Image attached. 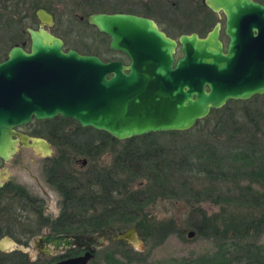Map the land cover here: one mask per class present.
<instances>
[{
    "label": "water",
    "instance_id": "water-1",
    "mask_svg": "<svg viewBox=\"0 0 264 264\" xmlns=\"http://www.w3.org/2000/svg\"><path fill=\"white\" fill-rule=\"evenodd\" d=\"M204 2L210 10L225 14L229 37L225 49L219 21L204 37L193 32L175 40L148 17L125 12L87 15L89 24L109 36L108 48L127 56L126 65L63 49V40L44 28L53 24L52 14L37 9L39 27L25 29L29 50L15 44L0 61V158L8 161L15 154L14 128L32 117L72 118L82 127L124 140L151 132L188 130L228 100L264 94V4L253 0ZM178 43L182 55L175 58ZM28 145L42 155L51 153L43 139H33ZM2 177L0 170V186ZM194 234L190 230L187 236ZM114 239L142 247L135 226ZM105 242L102 233L46 232L32 238L31 245L45 255L82 247L83 254L55 264H87ZM13 250L26 251L10 236H2L0 251Z\"/></svg>",
    "mask_w": 264,
    "mask_h": 264
},
{
    "label": "rangeland",
    "instance_id": "rangeland-1",
    "mask_svg": "<svg viewBox=\"0 0 264 264\" xmlns=\"http://www.w3.org/2000/svg\"><path fill=\"white\" fill-rule=\"evenodd\" d=\"M142 1L147 3V8L136 3L137 0H9L10 4L18 2V5L0 7V61L6 58L8 50L15 44L29 50L30 39L25 29L39 27V19L35 14L39 8L52 14L53 24L51 27L45 25L44 28L63 40V49H74L83 55L97 54L105 60L110 59L111 55L107 45L110 38L86 22L87 15L90 13H128L131 9H133L131 11L139 10L145 16L154 19L174 39H177L180 34L191 32L204 37L215 22H220L216 13L209 10L202 0ZM13 13L18 16L17 20L13 17ZM221 37L224 38L222 35ZM219 109L221 110L209 112L201 119L206 122L204 135L214 130L213 126H216L212 135L218 141L217 153H221L217 156V160L208 163L200 154L199 149L190 150L188 141L192 142L193 138L182 140L181 137L175 145L188 150L187 169L182 173L169 175L163 198L158 197L154 200L155 202L145 207V211L155 218L153 221L160 222L157 230H152L150 233L145 223L143 238H140L141 248L131 244H120L121 241L114 239L116 234H119L118 232L114 234L104 232L106 240L104 246L87 264H254L249 260L253 254L238 250L235 244L237 240L233 237H228L221 242L218 238L196 235L195 231L192 237L187 236L188 231L193 230L192 224L198 223L202 231H206V225L202 224L203 215L216 220L223 216L224 212L227 214L245 212L240 208H245L250 198L234 188L237 182L241 186L253 183L251 186L259 192V196L264 194V184L261 186L257 182L264 183V174L253 176V173L259 171L260 168L264 171V94L255 95L247 100H228L216 110ZM232 119H234V125L231 124ZM47 120L50 119L39 122V134L49 139L50 148L57 156L58 147L54 140L61 128L58 127L59 124ZM219 124L222 126L219 127ZM67 125L69 129L74 126V123L68 121ZM53 126L55 128L51 129ZM199 130V128L195 129L197 132ZM250 143V147H255L254 152L253 148L250 150L245 148ZM122 145L124 142L118 145V149ZM68 153L69 167L67 165L65 168L74 167L81 171L82 176L76 180L80 183V179H83L95 166L93 161L87 157L72 151ZM113 157V152L106 151L100 156L99 164H111ZM74 159H85L88 162L83 168L79 163L74 162ZM248 159L252 160L253 165L246 166L249 164ZM45 163L44 158H37L31 150L19 147V150L8 161L0 159V170L4 177H8V180L25 186L30 191V186H35V180L31 174L38 176L42 186L47 187L45 178L42 176ZM120 178L125 180L126 177L121 175ZM148 180L145 174H137L128 182L133 188L141 189L149 182ZM188 191L196 192L199 196L190 197ZM49 194L50 197L45 196L41 212L43 215L47 214L49 219H55V216L61 212V197L52 191H49ZM28 202L22 195L12 200L0 201V227L3 228L2 230L9 231L8 236L13 235L10 237L17 246L22 245L26 250L25 252L13 250L8 251L9 253L14 251L23 253L28 258V264H55L62 258L83 254L73 247L68 249L65 247L63 251L53 255H45L35 250L31 245L32 238L45 225L40 224L39 212L33 211L32 205L27 206L32 204ZM21 207L27 210H22ZM170 221L174 222V230H171ZM83 227H76L73 232L83 235L95 233H84ZM252 232L253 236L250 239L255 242L253 252L261 258L260 262L263 263L264 218ZM127 256L130 263L126 260ZM15 262L12 261L13 264H17Z\"/></svg>",
    "mask_w": 264,
    "mask_h": 264
},
{
    "label": "trees",
    "instance_id": "trees-1",
    "mask_svg": "<svg viewBox=\"0 0 264 264\" xmlns=\"http://www.w3.org/2000/svg\"><path fill=\"white\" fill-rule=\"evenodd\" d=\"M220 110L212 109L210 113ZM233 120H231L232 125H234ZM47 121L59 124L58 127L61 128L54 140L58 147L59 168H65L68 165L69 151L87 157L93 161L95 166L83 179H80V183L76 181L77 178L67 176L54 180L61 197V212L54 220H50L40 211L38 220L40 224L50 226L56 233H72L76 227L84 226L82 228L84 233L113 232L114 234V232L121 233L130 226H135L137 234L142 239L145 223L148 225L150 233L152 230H157V225L160 224V222L153 221L155 218L145 211V207L155 202L156 198H163L169 175L182 173L189 165L188 150L176 146L175 143L181 139L191 140L193 138L192 142L188 141L190 150L199 149L200 154L208 163L215 162L217 156L221 154L217 153L218 141L212 135L216 126H213L214 130H210L212 132L209 131L207 135H204L203 130L206 129L204 126L206 122L201 120L197 121L193 125L194 127L192 126L189 130L151 132V134L133 136L124 140H117L102 130L82 127L74 119L60 115ZM68 121L74 123L72 128H67ZM220 126L222 125L219 124ZM54 128L53 126L51 129ZM197 128L200 129L199 132L195 131ZM121 142H124V145L118 149ZM250 146L251 143L245 148L247 150L253 148L254 152L255 147ZM106 151L113 152L114 157L110 161L111 164L100 165L99 158ZM248 162L249 164L246 166L253 165L251 159H248ZM261 169L253 173V176H263L264 171ZM137 174H145L148 177L149 182L144 185V188L135 189L128 182ZM121 175L126 177L125 180L120 178ZM257 182L261 186L264 184ZM237 184L239 185L238 182ZM237 184L234 188L239 189L240 193H245L250 198V202L246 204L245 208L239 207L245 212L231 214L224 212L223 216L216 220L203 215L202 224L206 225V231H202V227L198 223L192 224L191 228L196 232V235L218 238L221 242L228 237H233L237 240L235 244L238 246V250L253 254L249 259L250 262L264 264V261L261 263V258L254 254L255 242L250 239L253 236L251 235L252 231L264 218V194L259 196V192L251 186L253 183L243 186ZM188 193L190 197L194 195L197 198L199 196L196 192L188 191ZM257 221L259 222L256 223ZM170 222L171 230H174V222ZM2 229L0 227V237L10 234L9 231ZM10 236L13 237V235ZM126 260L128 263L131 262L128 256ZM12 261H16L17 264H28L27 256L21 252L0 251V264H11Z\"/></svg>",
    "mask_w": 264,
    "mask_h": 264
},
{
    "label": "flooded vegetation",
    "instance_id": "flooded-vegetation-1",
    "mask_svg": "<svg viewBox=\"0 0 264 264\" xmlns=\"http://www.w3.org/2000/svg\"><path fill=\"white\" fill-rule=\"evenodd\" d=\"M8 1L9 0H0V3H1L0 7L7 8V7H10V6L18 5V2L17 3H12L11 2V4H10ZM253 1H256V2L264 4V0H253ZM136 3H138L139 5H142V6L147 8V3L145 1L137 0ZM202 3L207 8H209L206 5V3L204 2V0H202ZM131 10H133V9H131ZM131 10H129L128 13L151 18L150 16H145L144 14H142L141 13L142 11H139V10L138 11H136V10L131 11ZM209 10H210V8H209ZM211 11L215 12L213 10H211ZM215 13H216V15L219 18L218 20H220V22H219L220 23V29H219L220 41L222 42L223 47L225 49L227 43L229 42V37H228V35L225 32V21H226L225 19H226V17H225V14H224V12L222 10H220L218 12H215ZM12 15H13L14 18H16L15 20H17L18 16L16 14H14V13ZM155 23H156V21H155ZM156 24L158 25L160 30H162L167 36H169L167 31L162 29L159 26L158 23H156ZM39 25H40V21H39ZM221 35L225 39L222 38ZM175 40H178V38L175 39ZM109 51H110L111 55L109 56L110 59H108V60H105V59L101 58L97 54H94V55H97L103 61H110V60H115L116 59V60L121 61L124 65L128 64V58H127V56H125L124 53L119 52V51H112L110 49H109ZM180 52H181L180 51V44L178 43L177 48H176L175 53H174V57L178 58L179 56H181L182 53H180ZM56 116H58V115H56ZM56 116H54V117H56ZM54 117H52V118H54ZM52 118H50V119H52ZM43 120H46V119H36V118L32 117L29 122L24 123L23 125H20V126L14 128V130L17 133L16 134L17 136H15V138L18 141L17 142V151L19 150V147H23V148H25V150L26 149L31 150L33 152V154L35 156H37V158H44L45 159L46 163H45V166H43L44 174L43 173H41V174H43L42 176H44V178H45L44 180H45V183L47 184V187L42 186V184L40 183V181L38 179V176H35L33 174H31V176L35 180V186H30L31 187L30 191L25 186H22V185H20L18 183L15 184L14 182H11L10 180H8L7 176L6 177H2V181H4V182H2V185L0 186V201L1 200H9V199L12 200V199L18 197L19 195H22V196H25L26 200L29 201L28 203H32V204H28V203H26V204H28L27 206L32 205L31 208L35 212H40V211L43 210V207H41V205L45 201V196H49L50 195L49 191H52L54 194L59 196V192H58L57 187L55 186V183H54L55 179H59L62 176L63 177L67 176L69 178H75V179L77 178V179H79L82 176V174H81L82 172L77 170V169H75L74 167H72L71 169L69 168L70 170L68 168L67 169L66 168H59L58 167L59 159L54 154L55 152H54V150L52 148H51V153H49L47 155H42L41 151H38V150H36L33 147H30L28 145V144L32 143L33 139H43L46 142H48V144L51 143L48 138H45V137L41 136V134H39L40 130L38 128V124H39L40 121H43ZM50 147H51V144H50ZM19 162H21V161H19ZM74 162L79 163L81 167L85 168V166H86L88 161L87 160L86 161H84V160L82 161V160H79V159H74ZM69 163H70V161H69ZM68 167H69V164H68ZM17 187H20V188H17ZM20 209L27 210V208L24 209L22 207ZM45 217H47V214L45 215ZM47 218H49V217H47ZM50 220H54V218H51ZM42 228L43 229L39 230L36 236H39L40 234L46 233V232H50V233H54V234H71V235L72 234H81V233H76V232H72V233L71 232H68V233L67 232L66 233L59 232V233H56V232L52 231L51 228H49L48 225H45ZM94 234H97V233H94ZM102 234H104V233H102ZM81 235H83V234H81ZM86 236H90V235H86ZM70 248H72V247H70ZM73 248H77L81 253H84V251H85V249H83L82 247H79V246H74Z\"/></svg>",
    "mask_w": 264,
    "mask_h": 264
}]
</instances>
